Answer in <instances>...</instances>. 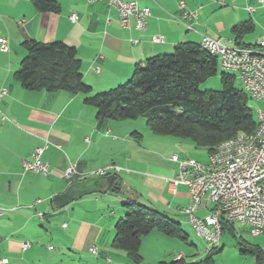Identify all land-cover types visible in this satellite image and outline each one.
Here are the masks:
<instances>
[{
	"label": "crops",
	"instance_id": "1",
	"mask_svg": "<svg viewBox=\"0 0 264 264\" xmlns=\"http://www.w3.org/2000/svg\"><path fill=\"white\" fill-rule=\"evenodd\" d=\"M51 1L57 12L38 11L32 0H0V38L9 45L8 52L0 51V91L6 90L0 97V259L5 264H85L91 255L105 264H130L110 243L128 199L188 224L180 213L191 205L188 190L178 186L172 191L169 186L179 170L170 158L185 159L188 144L153 135L138 118L98 121L82 94L24 90L13 77L25 56L22 44L62 42L73 47L83 82L99 94L124 84L136 65L171 53L180 43L200 44L207 36L229 47L256 46L264 32L253 42L245 35L255 30L254 15L264 0H137L139 7L150 10L142 31L124 29L117 12L102 2ZM194 11L195 17L184 18V12ZM71 14L77 15L74 23ZM242 24L249 31L236 42L231 30ZM153 37L162 41L154 43ZM45 143L42 161L49 166L48 174L24 171L23 163ZM71 164L80 175L67 178ZM105 169L104 176L94 174ZM107 176H114L121 193L95 191L63 208L54 206L52 198L70 185ZM212 209L208 202L195 214L203 218ZM151 234L141 240L140 254ZM24 243L28 248L23 250Z\"/></svg>",
	"mask_w": 264,
	"mask_h": 264
},
{
	"label": "trees",
	"instance_id": "2",
	"mask_svg": "<svg viewBox=\"0 0 264 264\" xmlns=\"http://www.w3.org/2000/svg\"><path fill=\"white\" fill-rule=\"evenodd\" d=\"M32 2L38 11H58L54 1ZM248 31L246 24L231 30L236 42ZM22 46L25 56L13 77L24 90L82 94L84 104L95 109L98 121L142 117L153 135L188 139L208 155L220 143L240 133H253L256 128L250 100L243 90L235 87L233 76L221 73L219 92L200 90V85L219 69L217 58L200 44L180 43L169 54L150 57L143 65L134 67L124 84L99 94H93L83 82L81 63L73 47L62 42L35 41L24 42ZM115 186L113 191L121 193L116 182ZM123 209L124 217L114 226L111 248L122 251L130 264H141V239L154 230L182 241L187 238L179 223L135 200L128 199ZM233 225L222 219L221 234H232ZM244 248L255 256L257 264H264L261 247ZM213 250L208 252L206 263H212ZM158 264L187 263L183 256H177Z\"/></svg>",
	"mask_w": 264,
	"mask_h": 264
},
{
	"label": "built area",
	"instance_id": "3",
	"mask_svg": "<svg viewBox=\"0 0 264 264\" xmlns=\"http://www.w3.org/2000/svg\"><path fill=\"white\" fill-rule=\"evenodd\" d=\"M105 3L109 8L117 12L120 25L124 29L133 27L137 31L145 29L150 10L147 7H139L137 0H89ZM262 3V0H258ZM184 8L183 3L179 4ZM249 13L254 8L247 7ZM184 18H193L194 12H184ZM71 22L77 21V15L71 14ZM108 22V21H107ZM189 27V26H188ZM154 43H160V37H153ZM263 43V50H251V47H229L204 36L200 46H208L216 50V58L220 69H235L239 72V81L253 91L258 107L254 113L257 121L262 122L264 130V59L256 58V51H264V35L258 41ZM0 51H9L8 41L0 38ZM6 94V90L0 91V97ZM45 143L36 147L31 154V161L23 163L24 171L39 175H47L49 166L42 161ZM233 153H240V160H233ZM171 161L178 163L177 176L169 181L172 191L178 186H184L188 190L191 199L189 207L181 208L180 213L188 217V224L195 235L201 239L209 252L220 246L221 226H218V213L226 212V221L232 224L238 223L245 226L254 236H262V255L264 257V145L243 146L236 150H229L223 154L221 163L207 162L202 164L190 158L179 159L173 155ZM116 167L110 166L108 169ZM104 176L105 170L94 173ZM80 175L74 164L67 169L65 176L72 178ZM213 204V209L203 218L196 216L198 208H205L207 203ZM28 248V244H22V249ZM92 254H96L95 248H90ZM6 260L0 259V264Z\"/></svg>",
	"mask_w": 264,
	"mask_h": 264
},
{
	"label": "rangeland",
	"instance_id": "4",
	"mask_svg": "<svg viewBox=\"0 0 264 264\" xmlns=\"http://www.w3.org/2000/svg\"><path fill=\"white\" fill-rule=\"evenodd\" d=\"M254 16L256 21L254 23L255 30L250 34L245 35V38L251 42L256 40L257 34L264 32V7L260 6L258 12ZM221 73L233 76L235 87L238 90H243V85L239 81L237 74L223 71L220 69V67L215 76L207 79L200 85V90L219 92L221 90ZM258 106L259 105L257 103L250 101V107L253 111V115L255 114V108ZM254 119L256 120V114L254 115ZM136 121L138 124H146L144 118L142 117L138 118ZM181 141H184L188 144V147H184V150H186L183 153L184 158H190L202 164H206L208 162V154L205 149L195 147L194 144L188 139H181ZM181 228L187 236L185 241L170 237L167 238L169 240L160 239L155 235H162V237H164L163 234H160L154 230L153 234L149 236V240L144 243L141 250V264H157L158 260L170 262L180 253L187 264H257L255 256L250 254V252H247L244 247L245 245L261 247L263 241L262 236H252L249 233V230L241 224L235 223L233 225L232 234L229 232L223 233L219 248L213 250L210 254L212 263L205 262V259L209 254L206 250L205 243L195 235L190 225L182 223ZM142 239H145V237ZM112 240L113 237L111 241ZM107 250L123 253L119 250L106 249V251ZM167 253H171V255H166ZM85 264H105V262L103 258L96 259L89 255V258L85 259Z\"/></svg>",
	"mask_w": 264,
	"mask_h": 264
},
{
	"label": "bare ground",
	"instance_id": "5",
	"mask_svg": "<svg viewBox=\"0 0 264 264\" xmlns=\"http://www.w3.org/2000/svg\"><path fill=\"white\" fill-rule=\"evenodd\" d=\"M206 51H208L211 55L216 57V50L210 49L208 46H202ZM251 50H263V43L258 42L255 48H251ZM257 59H264V51H256ZM223 71L236 73L239 79V72L235 69H222ZM243 91L248 96L249 100L257 103L256 98L253 97V91H251L246 84L242 83ZM256 114V113H255ZM254 114V115H255ZM264 145V130H262V122L257 121L256 114V128L253 133H240L234 136L231 139H228L222 143H220L214 152L208 155V162L211 163H221L223 160V154H227L229 150H236L239 147L243 146H256V145ZM233 160H240V153H233ZM226 220V212L218 213V226H221V220Z\"/></svg>",
	"mask_w": 264,
	"mask_h": 264
},
{
	"label": "water",
	"instance_id": "6",
	"mask_svg": "<svg viewBox=\"0 0 264 264\" xmlns=\"http://www.w3.org/2000/svg\"><path fill=\"white\" fill-rule=\"evenodd\" d=\"M114 176H107L104 178H92L84 180L80 183L70 185L64 193L55 195L52 202L56 208H63L76 198L93 193L95 191L107 192L113 191L115 188Z\"/></svg>",
	"mask_w": 264,
	"mask_h": 264
}]
</instances>
